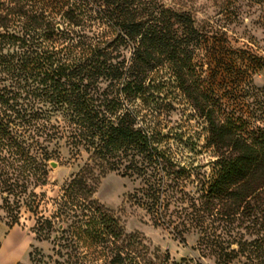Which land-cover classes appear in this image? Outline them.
I'll use <instances>...</instances> for the list:
<instances>
[{"label": "trees", "instance_id": "trees-1", "mask_svg": "<svg viewBox=\"0 0 264 264\" xmlns=\"http://www.w3.org/2000/svg\"><path fill=\"white\" fill-rule=\"evenodd\" d=\"M2 1L0 210L13 216L11 226L22 210L38 216L52 264H202L173 261L126 232L95 196L117 174L133 182L129 200L156 228L183 242L198 236L201 259L264 264V127L242 135L216 104L200 105L193 86L196 52L214 33L161 0H59L42 10ZM161 68L206 117L218 154L212 174L164 149L169 136L136 105L149 106L148 84ZM64 148L78 171L50 197ZM32 262L49 264L33 254Z\"/></svg>", "mask_w": 264, "mask_h": 264}, {"label": "rangeland", "instance_id": "rangeland-1", "mask_svg": "<svg viewBox=\"0 0 264 264\" xmlns=\"http://www.w3.org/2000/svg\"><path fill=\"white\" fill-rule=\"evenodd\" d=\"M11 1L2 3L10 5ZM23 1L38 10L63 3L59 0ZM161 1L175 9L191 11L200 28L214 33V37L197 50L194 59L197 75L192 81L198 103L216 104L222 113L221 121L234 120L239 126L238 132L244 136L263 128L264 6L247 0ZM126 56L131 59L130 53ZM146 99L149 106L141 100L136 105L142 109L145 120L157 121L158 131L169 136L163 148L171 150L182 162L202 166L203 171L212 174L218 154L208 143L206 117L178 88L168 68L153 73ZM61 158L51 167V184L46 188L50 197H56L65 182L78 171V164L70 159L67 149H62ZM134 188L131 180L109 174L101 180L95 196L117 213L128 234L141 235L152 249L168 252L173 261L188 259L215 264L214 259H201L196 234H187L183 242L173 232L156 228L146 212L129 200ZM37 219L35 214L22 210L18 223L11 226L13 216L0 210V264H37L32 262V254L36 261L52 264L49 257L53 256V245L38 240Z\"/></svg>", "mask_w": 264, "mask_h": 264}]
</instances>
